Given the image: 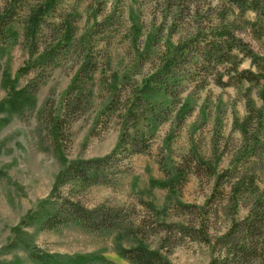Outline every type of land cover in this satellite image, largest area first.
Returning a JSON list of instances; mask_svg holds the SVG:
<instances>
[{
  "label": "rangeland",
  "instance_id": "obj_1",
  "mask_svg": "<svg viewBox=\"0 0 264 264\" xmlns=\"http://www.w3.org/2000/svg\"><path fill=\"white\" fill-rule=\"evenodd\" d=\"M3 2L0 0V8ZM170 2L174 0H62L57 14L64 16L75 12L76 36H82L93 26L96 9L104 12L102 14L112 13L114 19L106 31L111 36L110 43L104 45L100 41L94 50L99 51L96 54L110 58V71L107 70L106 75L114 70L119 74L133 71L131 80L139 84L152 65L136 66L135 55L146 46L149 34L156 33L152 50L156 52L164 48L162 45L168 39L175 42L197 28L210 27L217 21L216 0H184L186 8L182 14H176L177 6ZM246 16L251 18L252 14L247 13ZM13 30L18 31L17 39L0 53V102L11 93V85L14 88L12 93L15 91L19 95L17 92L23 90L26 82L34 76L32 72L18 75L29 53L24 26L16 24ZM240 30L242 38L264 56V41L253 39L244 29ZM97 37L102 38L103 35L100 33ZM78 62L76 52L64 50L58 63L46 71L33 98L22 105V111L19 108L7 109V106L0 110V264H37L27 258L25 240L36 249L50 253L63 256L92 254L104 258L102 262L105 264H129L115 253L113 246L120 238L113 233L88 232L72 225L48 232L38 230L40 215L49 208L46 200H50L64 167L78 158L107 154L115 146L122 128L121 118L116 116L95 123L102 102L100 96L105 94L96 85L90 102L83 104L79 117L69 129L64 128L61 132L59 145L47 137L45 129L38 130L36 110L46 97L47 107L55 105L57 108ZM249 65L248 60H244L241 67ZM190 72L189 80L184 77L181 83L178 99L182 102L187 100L191 109L174 131L169 146L166 145V136L170 122L166 121L150 140L148 152L126 158L113 184L91 187L82 198L84 204L89 207L99 203L125 207L128 217L144 221L143 227L147 232L163 229V224L185 222L184 216H177L175 208L166 207L167 189L154 181L164 178L159 159L169 155L174 160H180L181 156L194 157V152L210 158L219 169L230 162L237 164L238 170L254 176V184L264 194V101L259 95L264 89V79L257 85L242 83L220 87L214 83L216 73L213 71L208 76L202 75L206 76V82L200 86V80L205 79H201L197 71L191 69ZM245 87H250V98L258 115L257 121H252L249 126V134L258 137V148L254 154H246L242 158L238 157V153L242 155L247 143L237 127L246 115V101L241 96ZM128 90V87L123 88V103L132 98ZM246 147L249 151L248 145ZM212 184L213 180L204 175L197 177L189 174L181 187L180 199L201 207L211 192ZM60 190L61 194L67 191L64 188ZM227 193L228 188L224 187L221 193L216 194L206 213L195 210L198 217L208 224L211 235L224 231L226 215H223L222 208L225 206V210H233L231 204L225 205ZM239 199L238 215L242 216L250 198L245 193ZM145 203H150L154 209L148 208ZM216 209L218 213L214 214ZM152 240L150 236L146 243L152 245ZM164 251L173 264H207L212 256L208 245L182 235L176 227L169 235ZM94 256L91 259L93 264H103ZM250 264H264V254Z\"/></svg>",
  "mask_w": 264,
  "mask_h": 264
},
{
  "label": "trees",
  "instance_id": "obj_2",
  "mask_svg": "<svg viewBox=\"0 0 264 264\" xmlns=\"http://www.w3.org/2000/svg\"><path fill=\"white\" fill-rule=\"evenodd\" d=\"M61 1L4 0L0 8V53L4 52L8 44L15 42L18 31H14L13 26L21 23L29 58L19 68L18 75L32 72L34 76L26 82L23 90L17 92L19 95L15 91L12 93L14 88L11 85L9 89L12 94L0 102V110L7 106V109L19 108L22 111V105L33 98L46 71L58 63L59 55L64 50L74 51L79 59L78 67L57 108L55 105L47 107V97L41 102L35 113L38 130L45 129L47 137L59 145L61 132L64 128L69 129L79 117L83 104L90 102L96 85L105 94L100 96L102 102L95 123L116 116L121 118L122 128L115 146L107 154L78 158L64 167L50 200H46L49 208L42 212L37 222L39 232L72 225L88 232L113 233L120 238L114 243L115 253L129 264H173L164 249L176 227L182 235L211 248L212 256L207 264H250L258 259L264 254V194L254 184V176L238 170L237 164L230 162L219 169L210 158L196 152L193 153L194 157L181 156L180 160H174L169 155L159 159L164 178L154 183L167 189L166 207L175 208L177 216H184L185 222L163 224L165 228L151 232L144 230L143 220L128 217L125 207L106 203L89 207L82 198L93 186H111L121 172L123 161L133 154L147 153L150 140L166 121L170 122L166 136V145L169 146L174 131L191 109L187 100L182 102L178 99L181 83L184 77L189 80L191 69L197 71L201 79H205L200 80V86L204 85L205 77L213 71L216 73L214 83L220 87L242 83L257 85L264 79V56L242 38L240 30L244 29L253 39L264 41V0H216L215 8L218 11L215 24L199 27L175 42L168 39L159 52L152 51L156 33L149 34L146 46L140 54L135 55L136 66L146 63L152 65L139 84L131 80L132 73H135L133 71L119 74V71L114 70L106 75V71H110V58H104L96 54L99 51L94 50L100 41L109 45L111 36L106 31L114 15L102 14L104 12L96 9L93 26L82 36H76V13L64 16L57 14ZM175 1L170 3L177 6L176 14H182L186 8L184 0ZM247 13H251L252 17H247ZM100 33L103 37L95 38ZM244 60H248V67H241ZM127 87L128 95L131 93L132 98L123 103V88ZM249 91L250 87H245L241 92L246 101V115L237 127L249 147V151L247 145L243 148L242 155L238 153V157L242 158L246 154H254L258 148L257 135L249 134L251 122L258 119ZM259 95L264 101V89ZM189 174L197 177L204 175L213 180L211 192L201 207L180 199L181 187ZM224 187L228 188L225 205L231 204L233 210L230 212L225 210V206L222 208L223 215H226L224 231L211 235L208 224L198 217L195 210L206 213L207 207L212 205L216 194L221 193ZM62 188L67 189L65 194L60 193ZM245 193L250 203L244 208V215L239 216V198ZM145 205L154 209L150 203ZM217 213L218 209L214 211V214ZM150 236L152 245L146 243ZM23 243L26 256L33 263L93 264L92 254L63 256L36 249L26 240ZM94 257L103 263L104 258Z\"/></svg>",
  "mask_w": 264,
  "mask_h": 264
}]
</instances>
